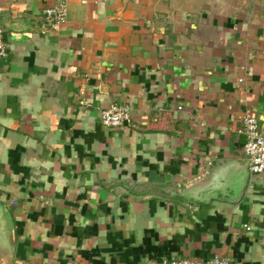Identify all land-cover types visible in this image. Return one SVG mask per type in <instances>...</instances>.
Returning <instances> with one entry per match:
<instances>
[{
  "label": "crops",
  "instance_id": "crops-1",
  "mask_svg": "<svg viewBox=\"0 0 264 264\" xmlns=\"http://www.w3.org/2000/svg\"><path fill=\"white\" fill-rule=\"evenodd\" d=\"M54 3L0 0V264H264V0Z\"/></svg>",
  "mask_w": 264,
  "mask_h": 264
},
{
  "label": "built area",
  "instance_id": "built-area-1",
  "mask_svg": "<svg viewBox=\"0 0 264 264\" xmlns=\"http://www.w3.org/2000/svg\"><path fill=\"white\" fill-rule=\"evenodd\" d=\"M43 18L47 27L56 28L64 24L68 18V0H55L53 5L43 10ZM11 46L5 38L4 26L0 22V62L9 58ZM132 109L129 105L112 103L102 111V122L105 126L116 129L124 127L132 121ZM240 133L245 135L246 143L244 152L248 160L250 175L264 173V132L259 126V121L252 115L245 116L242 120ZM249 230L250 228L247 227ZM166 264H233L227 257L216 255L210 259L199 258H174Z\"/></svg>",
  "mask_w": 264,
  "mask_h": 264
},
{
  "label": "water",
  "instance_id": "water-1",
  "mask_svg": "<svg viewBox=\"0 0 264 264\" xmlns=\"http://www.w3.org/2000/svg\"><path fill=\"white\" fill-rule=\"evenodd\" d=\"M249 172V171H248ZM3 207V209H4V211H5V213L8 215L9 214V216L11 215V213H10V211H9V209H8V207L5 205V206H2ZM11 221H12V218H11ZM12 225H13V222H12Z\"/></svg>",
  "mask_w": 264,
  "mask_h": 264
}]
</instances>
